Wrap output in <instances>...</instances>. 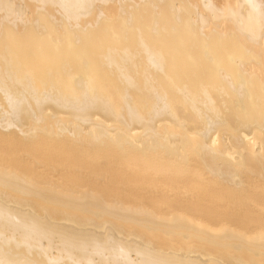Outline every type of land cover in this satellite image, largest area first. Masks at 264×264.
I'll return each instance as SVG.
<instances>
[{
  "label": "bare ground",
  "instance_id": "1",
  "mask_svg": "<svg viewBox=\"0 0 264 264\" xmlns=\"http://www.w3.org/2000/svg\"><path fill=\"white\" fill-rule=\"evenodd\" d=\"M263 189L264 0H0V264H264Z\"/></svg>",
  "mask_w": 264,
  "mask_h": 264
},
{
  "label": "rangeland",
  "instance_id": "2",
  "mask_svg": "<svg viewBox=\"0 0 264 264\" xmlns=\"http://www.w3.org/2000/svg\"><path fill=\"white\" fill-rule=\"evenodd\" d=\"M92 153H93L92 151L87 152V154H89V155H92ZM84 158H86V157H84ZM130 174H132V173H130ZM132 175H134V174H132ZM146 175L149 176V178H153V182L148 183L146 181V183L143 186H141L144 189V191H141L142 188L139 186L133 187V190L135 193H138L140 191L141 196L148 197V196H158L159 194L161 195V194H166L167 192H171V191L167 190V188L164 186V183H166V181H163V180L161 181L160 174L157 175V174H154L150 171H147ZM249 175L255 177L254 180H256V177H257L256 174L255 175L249 174ZM198 180L205 181L207 183L208 176H206L205 178H199ZM210 185H212V184H210ZM213 185L217 186L216 183H213ZM174 186H175V188H174L175 192L174 193H179V192L182 193L183 191H187V189H185L184 182L177 183ZM213 190H214V188H213ZM193 191L196 192L195 190H191L192 193H194ZM261 191L262 192H260V193H262V195L264 196V189ZM226 201H231V200L228 199ZM249 206H250V208H252L251 204ZM262 216H263V218H259L260 219L259 222H253L250 219H246V218L240 219V221H239L240 228L245 229L249 232H251V231H256L257 233L263 232V229H264V213Z\"/></svg>",
  "mask_w": 264,
  "mask_h": 264
}]
</instances>
